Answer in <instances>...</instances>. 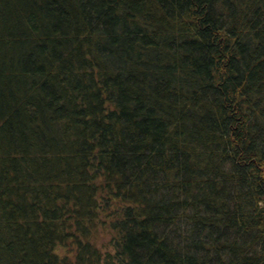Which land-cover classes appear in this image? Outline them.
Instances as JSON below:
<instances>
[{
    "label": "trees",
    "instance_id": "trees-1",
    "mask_svg": "<svg viewBox=\"0 0 264 264\" xmlns=\"http://www.w3.org/2000/svg\"><path fill=\"white\" fill-rule=\"evenodd\" d=\"M0 264H264V0H0Z\"/></svg>",
    "mask_w": 264,
    "mask_h": 264
}]
</instances>
